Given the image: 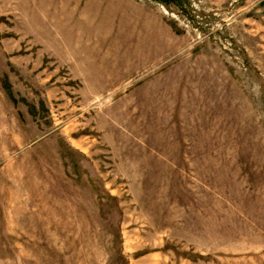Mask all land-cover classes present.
I'll use <instances>...</instances> for the list:
<instances>
[{
    "label": "rangeland",
    "instance_id": "1",
    "mask_svg": "<svg viewBox=\"0 0 264 264\" xmlns=\"http://www.w3.org/2000/svg\"><path fill=\"white\" fill-rule=\"evenodd\" d=\"M0 264H264V0H0Z\"/></svg>",
    "mask_w": 264,
    "mask_h": 264
}]
</instances>
